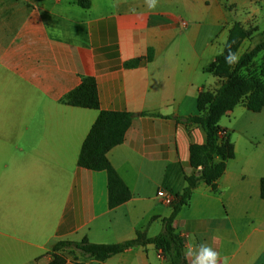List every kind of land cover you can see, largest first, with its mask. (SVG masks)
Wrapping results in <instances>:
<instances>
[{
    "label": "crops",
    "instance_id": "crops-1",
    "mask_svg": "<svg viewBox=\"0 0 264 264\" xmlns=\"http://www.w3.org/2000/svg\"><path fill=\"white\" fill-rule=\"evenodd\" d=\"M235 23L264 32V0H157L154 9L147 0H91L87 10L75 0H0V264H48L61 240L117 244L161 231L171 207L157 192L183 190L185 177L198 172L189 148L205 142L198 125L177 120L198 114L200 91L219 87L208 68ZM134 60L137 66H124ZM85 77L95 81L97 110L62 103ZM241 109L219 126L234 128ZM100 111L132 114L124 141L107 154L131 193L114 209L106 172L77 166ZM245 178L226 167L215 190L194 189L173 221L185 256L204 244L221 264H264V177L250 176L252 190L237 195ZM197 202L201 212L193 216ZM237 219L245 232L236 233ZM66 264L167 262L146 245L103 262Z\"/></svg>",
    "mask_w": 264,
    "mask_h": 264
},
{
    "label": "trees",
    "instance_id": "trees-1",
    "mask_svg": "<svg viewBox=\"0 0 264 264\" xmlns=\"http://www.w3.org/2000/svg\"><path fill=\"white\" fill-rule=\"evenodd\" d=\"M75 3L87 10L91 0H75ZM248 33L238 23L231 27L223 51L208 68V72L221 81L219 87L215 91H200L196 100L198 114L177 120L186 126L198 125L204 133L205 142L189 148V165L198 172L185 177V187L179 194L174 195L170 204L171 213L162 220L161 231L153 237L137 232L133 239L117 244H93L86 238L80 241L61 240L51 247V260L48 264H66L68 259L103 262L128 249L146 245H153L167 264H189L185 256V242L173 227V221L188 204L199 183H204L211 190L216 189V182L223 175L226 162L234 157V146L219 122L238 105L252 113H259L264 109V55L258 75H240V70L252 62L258 51L264 49V41L242 54L235 65L226 62L230 52L237 53ZM146 59H150V53ZM138 63L139 60H134L126 62L124 66L132 68ZM62 103L76 108L97 110L98 98L94 79L83 78L79 86L62 99ZM131 122L130 113L100 111L81 145L78 156L79 168L106 172L109 209H114L131 198L129 189L107 159L108 152L124 141ZM259 198L264 201V178L259 180Z\"/></svg>",
    "mask_w": 264,
    "mask_h": 264
},
{
    "label": "rangeland",
    "instance_id": "rangeland-1",
    "mask_svg": "<svg viewBox=\"0 0 264 264\" xmlns=\"http://www.w3.org/2000/svg\"><path fill=\"white\" fill-rule=\"evenodd\" d=\"M263 41L264 32H259L257 29H250L248 37L242 41L237 53L241 56ZM224 45L225 38L222 37L217 41L215 47L218 49V53L223 51ZM263 55L264 49L258 51L252 62L240 70V75L242 77L258 75ZM220 83L221 81L218 80V85H220ZM241 110H243V112L240 111V115L234 123L230 120L232 124H234V128L229 126V129L226 127L224 128L234 146V157L226 162V167L230 172H233V175H246L245 182H247V186L244 190V194L239 193L236 189L234 190L237 195L243 196L247 190L249 192L252 190V178H250V176L264 177V117L260 116L259 113H252L246 109ZM222 122L228 125L226 116L223 117ZM194 205L196 209L193 211V216H199L201 212L200 203L197 202ZM206 211L212 212L213 214L214 209H206ZM233 211L238 214L240 209L238 206H235ZM233 223L236 233L241 232V230L245 232L248 228L247 224L239 219L235 220Z\"/></svg>",
    "mask_w": 264,
    "mask_h": 264
},
{
    "label": "clouds",
    "instance_id": "clouds-1",
    "mask_svg": "<svg viewBox=\"0 0 264 264\" xmlns=\"http://www.w3.org/2000/svg\"><path fill=\"white\" fill-rule=\"evenodd\" d=\"M149 9H154L157 4V0H147ZM239 53H229L226 57V62L229 65H235L239 62ZM186 256L192 258L191 264H221L218 259L219 254L211 247L201 244L196 249H189L186 252Z\"/></svg>",
    "mask_w": 264,
    "mask_h": 264
},
{
    "label": "built area",
    "instance_id": "built-area-1",
    "mask_svg": "<svg viewBox=\"0 0 264 264\" xmlns=\"http://www.w3.org/2000/svg\"><path fill=\"white\" fill-rule=\"evenodd\" d=\"M157 197L159 198L160 202L166 206H169L173 200V195L165 190H159L157 192Z\"/></svg>",
    "mask_w": 264,
    "mask_h": 264
}]
</instances>
